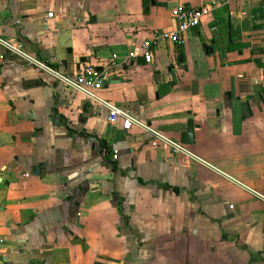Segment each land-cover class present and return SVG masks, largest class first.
<instances>
[{"label":"crops","instance_id":"obj_1","mask_svg":"<svg viewBox=\"0 0 264 264\" xmlns=\"http://www.w3.org/2000/svg\"><path fill=\"white\" fill-rule=\"evenodd\" d=\"M210 1L0 0V35L70 74L108 69L101 95L176 140L192 120L188 145L206 162L152 147L7 53L0 264H264V201L221 173L264 194V0L219 6L152 62H123L155 30L178 28L176 6Z\"/></svg>","mask_w":264,"mask_h":264},{"label":"built area","instance_id":"obj_2","mask_svg":"<svg viewBox=\"0 0 264 264\" xmlns=\"http://www.w3.org/2000/svg\"><path fill=\"white\" fill-rule=\"evenodd\" d=\"M232 1L234 0H211L209 3L199 7L179 4L172 12L173 17L179 23L178 28L174 30H155L151 37L146 38L137 48L127 53L123 58V62L136 60L139 56L143 57L147 62H152L154 57V48L161 41H169L180 44L184 43L183 34L199 26L203 19L215 8L227 5ZM52 15V12L49 13V16ZM7 53L20 58L25 62V64L31 65L38 71L51 76L59 84L82 94L86 99L107 109L109 122L116 123L117 121H121L122 128L124 130H129L133 126L141 128L150 135L152 147L167 149L174 154L185 155L193 161L206 163L204 159L196 154L188 144L170 137L152 125L141 121L127 108L119 106L104 98L101 95V90L108 80V69H99L94 66H87L84 67L78 74H70L54 65L51 61L26 51L16 39L0 35V63L5 61ZM113 57L117 58L119 55L115 53L113 54ZM114 158H118L117 152L114 153ZM221 173L264 201L263 193L235 179L225 172Z\"/></svg>","mask_w":264,"mask_h":264},{"label":"water","instance_id":"obj_3","mask_svg":"<svg viewBox=\"0 0 264 264\" xmlns=\"http://www.w3.org/2000/svg\"><path fill=\"white\" fill-rule=\"evenodd\" d=\"M169 87H170V83H162L160 85L158 96L167 94L169 92ZM52 122H53V124L58 125V126H65L66 125L64 120L62 119V117L59 116L58 114H53ZM91 139L94 142V147H95L96 142L99 143V147H100L99 153L102 156L107 157V155L109 154V151H110V147L105 144L106 141L105 140L101 141L98 138H93V137ZM181 141L183 143H186V144H192L193 143V141H194V123L192 120H189L188 128L182 134ZM102 145H104V146L101 147ZM38 170H39V166H35L34 167V173H37Z\"/></svg>","mask_w":264,"mask_h":264}]
</instances>
